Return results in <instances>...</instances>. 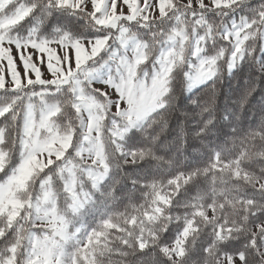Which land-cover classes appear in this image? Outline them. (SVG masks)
<instances>
[{
    "label": "snow or ice",
    "instance_id": "obj_1",
    "mask_svg": "<svg viewBox=\"0 0 264 264\" xmlns=\"http://www.w3.org/2000/svg\"><path fill=\"white\" fill-rule=\"evenodd\" d=\"M258 87L264 0H0V264H264Z\"/></svg>",
    "mask_w": 264,
    "mask_h": 264
},
{
    "label": "trees",
    "instance_id": "obj_2",
    "mask_svg": "<svg viewBox=\"0 0 264 264\" xmlns=\"http://www.w3.org/2000/svg\"><path fill=\"white\" fill-rule=\"evenodd\" d=\"M246 89V75L244 77L237 76L234 80H223L216 85L217 91V103L220 107H223L225 103L234 104L241 92ZM210 90H206V95ZM230 96V100H229ZM183 104V102H181ZM262 104H264V93L260 92L258 87L256 92L249 97L247 111L245 112L246 121L249 124L258 125L261 119H264V111H262ZM180 112L174 111L171 114L165 116V119L169 121V126H174L175 120L179 117Z\"/></svg>",
    "mask_w": 264,
    "mask_h": 264
}]
</instances>
